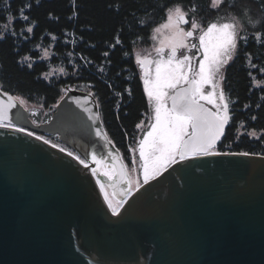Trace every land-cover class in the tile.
Returning <instances> with one entry per match:
<instances>
[{"label": "water", "instance_id": "obj_1", "mask_svg": "<svg viewBox=\"0 0 264 264\" xmlns=\"http://www.w3.org/2000/svg\"><path fill=\"white\" fill-rule=\"evenodd\" d=\"M0 109L15 125L0 128V264H264V155L189 156L120 196L117 216L103 176L15 130L58 136L93 167L95 152L126 172L90 92L68 90L42 123L1 88Z\"/></svg>", "mask_w": 264, "mask_h": 264}, {"label": "trees", "instance_id": "obj_2", "mask_svg": "<svg viewBox=\"0 0 264 264\" xmlns=\"http://www.w3.org/2000/svg\"><path fill=\"white\" fill-rule=\"evenodd\" d=\"M200 1L0 0V88L42 107L46 118L68 90L90 92L110 141L131 164L137 125L150 109L135 46L150 41L168 8L187 3L184 11L194 16ZM20 9L29 20L20 19ZM236 9L239 14L251 10V19L258 15L262 24L247 34L246 42L239 40L224 71L230 121L215 150L264 155V87L253 85L255 76L264 79V0H237ZM28 27H33L31 33ZM44 50L49 57H43ZM53 68L62 73L44 77Z\"/></svg>", "mask_w": 264, "mask_h": 264}, {"label": "snow or ice", "instance_id": "obj_3", "mask_svg": "<svg viewBox=\"0 0 264 264\" xmlns=\"http://www.w3.org/2000/svg\"><path fill=\"white\" fill-rule=\"evenodd\" d=\"M39 0H37V3ZM213 5L219 7L224 0H212ZM31 7V5H28ZM194 13L195 7L191 9ZM169 24L174 30L173 43L171 48V57L167 60H160L156 62V70L154 78L149 75L148 70L145 68V61L137 58V63L141 65L144 70V85L147 93L148 100L154 102L155 107V123L151 125V130L147 132L144 139L139 142V156L142 160L143 169V184H148L151 180L156 179L170 165L178 161H183L189 156L194 155H221L228 153L217 152L216 145L221 137L225 134V127L230 121L229 104L224 102L222 105L217 106L216 111L204 109L199 103L201 99H207L212 102V97L217 95L216 88V75L220 69L225 66L229 61L234 58V53L238 49V42L241 39L238 30L232 23L217 24L211 23L207 26L206 30L199 37L203 59L199 62V71L195 77L190 78L189 72L191 67L189 62L192 57L184 55L182 58H177L178 48H187L184 40L193 37L194 33L201 26L189 18L188 12L184 11L181 6L175 8H168ZM13 18L8 17L11 21ZM20 19L27 21L29 17L24 15V9H20ZM180 23L190 24L191 29L184 31L179 28ZM34 26V25H33ZM7 27V25H5ZM33 27H28L27 32L31 33ZM14 34V33H13ZM215 36V41L209 46L208 38ZM3 39V36H0ZM246 42V37L243 38ZM117 38V43H119ZM195 47V45H193ZM163 52V49L160 50ZM105 56L108 53H104ZM28 59V58H25ZM31 67V64L28 65ZM185 68L188 71H185ZM223 79V77H221ZM187 85L179 92L171 97L172 106L168 108L164 104V98L167 95V89H177L180 85ZM206 86L212 88L209 95H205L204 89ZM5 95H7L5 93ZM219 99L225 101L223 89L219 92ZM11 99V97H9ZM15 106V105H12ZM8 123H5V120ZM255 119V117H253ZM15 127L11 124L7 112L0 109V128ZM141 127V125H137ZM191 129V131H189ZM16 131L26 132L28 136H35L37 140L43 141L45 144H51L52 148H58L62 153H65L76 160L80 165L85 168L89 164L80 155L74 154L72 151H67L66 148L46 140L43 136L36 135L34 132L26 131L24 128H16ZM97 130V135H100ZM231 155L248 156L249 153H231ZM91 159L96 165H100L102 161L97 159V154L92 153ZM92 174L97 175V168H91ZM103 176L107 177L109 181L117 178L125 181L128 185V191L131 192V185L133 181L127 179V173L123 170L116 172L110 168L103 172ZM101 191L104 192V198L108 200V194L105 191V186L98 179ZM137 190L141 186L139 179L135 181ZM123 203V201H122ZM109 208L114 215L120 214L118 206H113L109 201Z\"/></svg>", "mask_w": 264, "mask_h": 264}, {"label": "rangeland", "instance_id": "obj_4", "mask_svg": "<svg viewBox=\"0 0 264 264\" xmlns=\"http://www.w3.org/2000/svg\"><path fill=\"white\" fill-rule=\"evenodd\" d=\"M178 6V5H176ZM173 9L175 6L172 7ZM225 11V10H224ZM249 11V12H248ZM252 16V11L249 9H244V12H241L240 14L236 11V15L234 14L233 17L227 16L223 17V20L218 21L217 24H222V23H232L235 25L236 29L238 30L239 36L243 39L247 37V34L250 33L253 29L258 28L261 26L262 22L261 19L258 18V15L254 14L253 20L251 19ZM247 22V23H246ZM169 24L168 20V12L166 15V19L164 22L159 24L154 30L151 35L150 41L149 42H142L138 43L135 46L134 49V56H135V61L137 63V58L140 59H147L150 57L148 69H150V76L154 78L155 76V70H156V62L160 60L167 61L171 57V48H172V43H173V36L175 35L174 30L170 27H166V25ZM179 28L183 29L184 31H187L186 29L182 28V25H178ZM215 41V36L209 37L208 38V43L209 46ZM184 43L187 45V48H178L177 49V58H182L184 55L191 56L192 59L189 62V65L191 67V72H189V77L193 78L195 77L196 73L199 71V62L200 60L203 59L202 56V51H201V45L199 42V36L194 35L193 37L186 38L184 40ZM195 45V47H193ZM162 48H165V52H161L160 50ZM236 52L234 53L235 56ZM43 57L47 58L50 56V51L49 50H44L43 52ZM233 60V59H232ZM231 60V61H232ZM229 61L225 66H223L220 71L216 75V83H217V88L216 92L217 95L212 97V102H209L207 99H201V101L207 102L214 108V110H217L218 105H222L224 102H228L230 104L228 97L225 95L226 100L221 101L219 99V92L221 89H223V79L221 77H224V71L227 67V65L231 62ZM138 70L141 76L142 81H144V75L145 72L142 70V67L140 64L137 63ZM185 71L187 72L188 69L185 68ZM57 73H62V70L60 68H53L51 72H47L44 74V77L50 78L51 76L55 75ZM263 72H261L259 75L262 76ZM144 84V82H143ZM253 85L254 87H264V79H261V77H254L253 80ZM181 86H186V85H180L177 88ZM145 87V85H144ZM146 91V89H145ZM167 95L164 98V104L166 107L171 108L169 105V99L171 95L173 94L174 90L173 89H167L166 90ZM212 92V88L210 86H206L204 89L205 95H209ZM224 92V91H223ZM147 94V93H146ZM19 103H21L29 112L30 115L32 116V119L35 123H42L45 121H48L50 117H42L41 115L43 114V109L40 106L30 104L27 102L23 97L16 96L15 97ZM150 109L149 112L145 114V117L142 119V121L138 124L141 125V127H137L138 133L136 139L131 143L130 147V152H131V165H130V180L133 181V184L131 185L132 192H135L137 190L135 181L139 179L141 185L143 184V169H142V160L139 156V142L140 140L144 139L147 132L151 130V125L155 123V103L150 102ZM52 112V111H51ZM54 112V111H53ZM52 112V113H53ZM230 114V113H229ZM52 115V114H51ZM40 116V117H38ZM36 134V133H35ZM251 135L253 136H258L260 133H255V132H250ZM39 136H43L45 139L51 141L52 143H55L59 145L60 147H63L60 140L54 139V137L50 135H41V134H36ZM68 148V147H66ZM70 149V148H68ZM74 152V151H73ZM76 153V152H75ZM78 154V153H77ZM79 155V154H78ZM82 158V157H81ZM97 159H100L102 163L100 165H97V173L99 176H103V172L106 170H109L112 168L110 158H102L100 156H97ZM97 174V175H98ZM105 177V176H104ZM108 194V193H107ZM108 200L112 203L113 206H118L119 209H121L122 202L113 197L112 195L108 194Z\"/></svg>", "mask_w": 264, "mask_h": 264}, {"label": "flooded vegetation", "instance_id": "obj_5", "mask_svg": "<svg viewBox=\"0 0 264 264\" xmlns=\"http://www.w3.org/2000/svg\"><path fill=\"white\" fill-rule=\"evenodd\" d=\"M178 5L181 6L183 10L189 7V4L187 3L178 4ZM236 8H237V0H224V2L219 7L213 5L212 0H201L200 1V11L198 14H195L194 16H192L191 13H189L186 10L185 11L188 12L190 19L195 20V22H197L201 26L194 33V35H197L200 37L203 34V31L206 30L207 26L210 25L211 23L213 22L217 23L218 21L223 20V17H227V16L233 17L234 14L236 15V11H237ZM180 24L182 25V28L186 29L187 31L192 30L190 24H184V25L182 23ZM162 49H163V52H165V48H162ZM149 71L150 69L148 70V72ZM149 75H150V72H149ZM199 102H204V101L200 100ZM204 103L207 105L208 108L215 111L214 108L210 106L209 103L207 102H204ZM189 131H191V129H189ZM121 156H122L125 168H126L127 179H130L129 169H130L131 164L127 162V160L125 159L122 153H121ZM110 166H112V169L116 171L113 164H111ZM104 178L109 183V186H105V191L108 194L115 197L116 199H118L120 196L130 195L131 193H133L132 191L131 192L128 191L129 185L125 181H122L119 178L113 181H109L107 177H104Z\"/></svg>", "mask_w": 264, "mask_h": 264}, {"label": "built area", "instance_id": "obj_6", "mask_svg": "<svg viewBox=\"0 0 264 264\" xmlns=\"http://www.w3.org/2000/svg\"><path fill=\"white\" fill-rule=\"evenodd\" d=\"M67 150V149H66ZM67 151H70V150H67ZM74 153V152H73ZM74 154H76V153H74ZM77 155V154H76ZM87 162V161H86ZM88 164H89V168L91 169V168H96V167H93L89 162H87Z\"/></svg>", "mask_w": 264, "mask_h": 264}, {"label": "bare ground", "instance_id": "obj_7", "mask_svg": "<svg viewBox=\"0 0 264 264\" xmlns=\"http://www.w3.org/2000/svg\"><path fill=\"white\" fill-rule=\"evenodd\" d=\"M47 140V139H46ZM97 176V175H96ZM107 202L109 203V200H107ZM122 207V206H121Z\"/></svg>", "mask_w": 264, "mask_h": 264}]
</instances>
